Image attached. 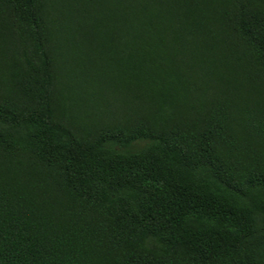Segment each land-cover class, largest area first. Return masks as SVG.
I'll list each match as a JSON object with an SVG mask.
<instances>
[{
  "label": "trees",
  "instance_id": "trees-1",
  "mask_svg": "<svg viewBox=\"0 0 264 264\" xmlns=\"http://www.w3.org/2000/svg\"><path fill=\"white\" fill-rule=\"evenodd\" d=\"M0 264H264V0H0Z\"/></svg>",
  "mask_w": 264,
  "mask_h": 264
}]
</instances>
